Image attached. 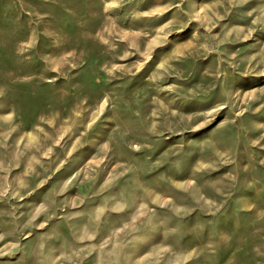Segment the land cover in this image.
<instances>
[{
  "label": "rangeland",
  "instance_id": "rangeland-1",
  "mask_svg": "<svg viewBox=\"0 0 264 264\" xmlns=\"http://www.w3.org/2000/svg\"><path fill=\"white\" fill-rule=\"evenodd\" d=\"M0 264H264V0H0Z\"/></svg>",
  "mask_w": 264,
  "mask_h": 264
}]
</instances>
